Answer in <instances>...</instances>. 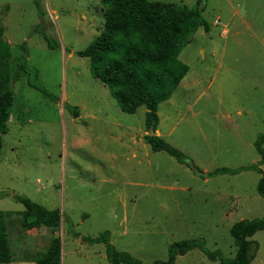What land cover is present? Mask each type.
Masks as SVG:
<instances>
[{
  "label": "rangeland",
  "instance_id": "374dc122",
  "mask_svg": "<svg viewBox=\"0 0 264 264\" xmlns=\"http://www.w3.org/2000/svg\"><path fill=\"white\" fill-rule=\"evenodd\" d=\"M150 1L192 7L198 0ZM39 3L42 16L34 0H0V41L7 43L0 55L9 57L5 75L25 55L37 69V84L56 98L45 97L21 75L13 86V117L0 134V210L10 214L14 259L37 256L51 236H59V264H110L105 244L82 240L104 231L117 250L142 264L166 260L168 246L184 239L233 258L230 227L264 216V196L256 190L260 174L245 169L199 176L164 151H152L144 140L150 133L146 108L123 112L91 75L89 59L77 55L103 29L100 0ZM201 3L209 28H198L181 50L179 59L189 70L158 105L154 133L202 172L253 165L264 170L254 147L264 134V0ZM42 33L58 44L55 49ZM65 105L76 107L77 117ZM13 194L58 209L60 225L27 236L17 212L23 205ZM250 239L258 244L250 264H264V229ZM176 264L221 263L197 247L177 256Z\"/></svg>",
  "mask_w": 264,
  "mask_h": 264
},
{
  "label": "trees",
  "instance_id": "16d2710c",
  "mask_svg": "<svg viewBox=\"0 0 264 264\" xmlns=\"http://www.w3.org/2000/svg\"><path fill=\"white\" fill-rule=\"evenodd\" d=\"M100 3L104 6L103 29L77 55L89 59L91 75L108 87L123 112L133 114L139 106H144L146 126L149 129L153 124L155 130L158 105L171 97L189 70L187 64L179 59L181 50L190 42L198 28L202 27L205 31L209 28L202 17L201 0L192 7L150 0H100ZM34 5L42 16L39 0H34ZM42 36L49 49L57 47L58 44L45 33ZM6 45L5 41H0V48ZM22 47L25 53V47ZM8 59L6 53L0 55L1 135L8 131L7 121L15 99L13 86L21 75L26 76L30 87L41 91L45 97L56 100L37 84V69L27 65L25 55L16 57L13 74L5 75L3 67L8 65ZM65 108L77 117L76 107L65 105ZM144 140L152 151H164L179 163L187 165L185 154L162 137L155 133L146 134ZM254 147L260 156L259 165H263L264 134L257 136ZM245 169H254L260 174L256 190L260 196H264V170L258 165L236 169L219 167L206 172V175L236 174ZM4 194L5 191H0V195ZM12 197L23 205V210L18 213L21 215V226L24 230L42 226L54 229L60 225L61 213L58 209H48L19 194H13ZM8 215L9 212L0 210V263H9L12 260V251L8 244ZM263 229L264 216L234 223L229 229L236 247L231 259L226 258L219 250H206L196 239H184L168 246L166 260H155L152 264H175L177 256L197 247L209 259L218 260L221 264H249L258 249V244L250 238ZM82 240L89 244H105L106 257L110 264H142L130 253L117 250L110 242L109 231H104L97 237L83 236ZM60 246V238L53 236L46 251L31 260L35 264H59Z\"/></svg>",
  "mask_w": 264,
  "mask_h": 264
},
{
  "label": "crops",
  "instance_id": "0c3cea01",
  "mask_svg": "<svg viewBox=\"0 0 264 264\" xmlns=\"http://www.w3.org/2000/svg\"><path fill=\"white\" fill-rule=\"evenodd\" d=\"M201 28V27H200ZM102 83V82H101ZM175 91V90H174ZM173 91V92H174ZM173 94V93H172ZM172 96V95H171ZM171 98V97H170ZM169 98V99H170ZM156 113H157V111H156ZM12 117H13V115H12V113H10V116H9V119H8V121H7V123L8 122H10L11 121V119H12ZM157 117H158V115H157ZM157 133V132H156ZM157 135H158V133H157ZM1 192H3V191H1ZM3 211H5V210H3ZM7 212H9V211H7ZM17 212H19V211H17ZM42 228H45L44 226H42V227H39V228H33V229H30V230H25V233L27 234V236L29 235V234H31V233H36L37 231H38V229H42ZM47 229H51V228H48V227H46ZM7 232H8V228H7ZM53 236H51V238H52ZM59 237V236H58ZM50 238V239H51ZM8 244H9V247H10V249H11V246H10V240H9V234H8ZM48 245H49V243H48ZM48 245L46 246V248H45V250L44 251H42V252H45L46 251V249H47V247H48ZM60 249H61V246H60ZM11 251H12V249H11ZM41 252V253H42ZM133 256V255H132ZM60 257H61V255H60ZM107 258V257H106ZM32 259V258H31ZM31 259H28V260H24V259H22V260H15L14 259V257H13V252H12V260L9 262V263H11V262H15V263H18V262H20V261H29V262H32V263H34ZM108 261V260H107ZM109 262V261H108ZM35 264V263H34ZM175 264H176V260H175ZM250 264V263H249Z\"/></svg>",
  "mask_w": 264,
  "mask_h": 264
},
{
  "label": "water",
  "instance_id": "95a60500",
  "mask_svg": "<svg viewBox=\"0 0 264 264\" xmlns=\"http://www.w3.org/2000/svg\"><path fill=\"white\" fill-rule=\"evenodd\" d=\"M149 128H150V133H149V134L151 135V134H153V133L155 132L153 124H152ZM186 162H187V165H188L190 168H192V170L195 172V174H197V175H199V176H205L206 173H205V172H202V171H200V170H198V168H196V167L194 166V164H193L192 161L187 160ZM1 191H4V190H1Z\"/></svg>",
  "mask_w": 264,
  "mask_h": 264
}]
</instances>
